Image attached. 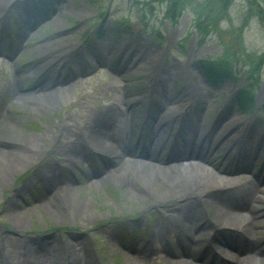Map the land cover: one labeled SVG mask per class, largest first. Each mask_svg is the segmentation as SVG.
I'll return each mask as SVG.
<instances>
[{
  "label": "rangeland",
  "instance_id": "1",
  "mask_svg": "<svg viewBox=\"0 0 264 264\" xmlns=\"http://www.w3.org/2000/svg\"><path fill=\"white\" fill-rule=\"evenodd\" d=\"M21 1L13 0L9 6L1 8L5 20L0 29V156L4 149L22 153L19 147L24 143L31 151L27 153L38 149L39 155L31 160L16 161L17 157L15 165H19L18 170H5L7 166L5 163L2 166L0 161V264H28L27 259L33 260V264L35 261L37 264H166L179 260V246L173 234L175 225L172 222L169 223L172 234L168 242L174 246V250L158 244L157 250L153 252L145 249L138 253L132 247L154 234L153 227L161 222L159 217L162 214L165 217L169 215L167 211L172 204L182 202L185 196H195L192 192L194 189H191L192 183L183 193H165L163 190L167 189V182L165 178H159L151 185V190L163 192L161 196L153 197L142 192L145 196L136 198L134 193L141 192L143 183L140 177L134 175L136 166L131 167L142 161L136 156L141 155V152H137L139 149L134 147L136 134L129 144V152H126L134 157L124 156L119 149L115 157L107 155V149L100 150L91 144L89 150L82 149L75 160L69 159L73 152L68 151L64 144L60 146V141L77 139L80 136L79 128L86 127L87 120L112 101L127 107L128 112L134 115L136 124H143L147 112L152 116L168 111L182 112L184 109L181 108L190 94H184L183 91L195 90L200 93L204 88L212 92L207 109L204 113L200 111L205 106V100L199 94L193 106L187 110L184 123L196 125L200 114V117H204L206 128L214 127L218 131L228 121V118H220V113L234 112L231 118L239 117L242 120L234 131L235 139L241 140L240 133L245 130L243 124L246 121L249 122L248 131L252 135H260H256L252 128L264 134V52L258 55L247 52L241 40V27L230 23L228 27H221L225 15L216 19L211 24L214 30L202 38L193 24V8L183 7L180 16L172 19L166 15L165 1L154 2L152 7L142 6L144 10L141 11L135 0H56L62 3L59 2V11L51 18H39L38 23L32 25H19L17 22L20 23L23 18L14 11L23 9ZM255 1L263 4L259 0ZM24 2L32 5L37 0ZM206 2L193 1L199 6ZM246 2L249 5L248 12L259 15L256 6ZM8 7L14 10L13 13H8ZM8 18L12 19L7 21ZM26 31L29 32L27 36L23 35ZM125 41H129L132 48ZM138 41L150 46L152 53L161 52L156 59L146 61L143 68L140 65L144 63H130L132 57L129 50H139ZM60 42L65 43L60 50L45 58L44 51L48 50L44 48L50 43ZM89 42L98 49V54L101 52L102 58L94 62L93 55L88 51L85 61L89 66L86 64L73 72L66 70L63 77L59 75L57 79H62L50 89L60 88L65 92L53 98L37 96L40 98V110L31 112L30 106L22 101L2 97L5 92L3 88L9 82H13L16 89L24 94L32 91L41 94L39 90L32 89L33 84L42 81L50 86L57 80L47 77L50 74L45 71L51 59L64 53V48L79 44L67 50L63 59L69 68L77 69L81 56L71 54V51L80 52L88 47ZM205 59H210L207 66L213 74L219 72L216 83L209 81L203 72L202 61ZM157 72L170 77L172 87L169 97L168 93L166 96L150 94L152 78ZM248 83L252 84L253 110L241 109L236 99L238 89ZM224 84L227 86L219 89ZM165 134L168 140L165 145L158 147L161 155L156 151L155 156L171 160L179 156V152H175L177 146L170 147V144H180V140L177 138L176 142V129ZM255 144L261 147L252 158L247 147V158L252 159L253 163L264 153V137H258ZM236 154L229 150L228 145L211 150V162H208L214 169L208 170H229L230 174L226 173L238 181L242 162L236 160L241 158ZM50 163L66 167L62 170L61 181L56 180L47 193L48 184L40 178L39 170L43 168L44 171L46 165L51 166ZM156 163L159 164H153ZM126 166L131 169L124 171L123 177L129 173L124 183L120 180L122 176L115 175L112 179L100 181L97 186L93 185L92 177L100 176L102 169H110L107 171L113 173ZM258 168L259 165H255L251 170L256 171ZM240 179L241 182L245 181ZM257 185L262 193L264 183ZM31 194L43 200L27 207L29 211L23 222L15 218L11 220L9 215L18 212L19 206L23 205L21 199L30 198ZM54 194L57 198L53 197ZM76 204L82 205V208L66 206ZM209 210V215L214 216L210 207ZM174 215L176 219L173 221L178 225L184 214L177 208ZM221 224L218 228L227 227L226 224L237 227L230 222ZM121 229L125 237L120 236ZM259 232H264V226ZM32 239H37L47 247H36Z\"/></svg>",
  "mask_w": 264,
  "mask_h": 264
},
{
  "label": "bare ground",
  "instance_id": "2",
  "mask_svg": "<svg viewBox=\"0 0 264 264\" xmlns=\"http://www.w3.org/2000/svg\"><path fill=\"white\" fill-rule=\"evenodd\" d=\"M11 1L12 0H0L2 3L0 7V24L1 20H5L1 8L7 7ZM23 35L27 36L29 35V32L26 31ZM63 44L65 43H50L46 46V48H44L45 50H48L44 51V56L46 58L51 57L56 50H60ZM125 44L128 45L129 48H132L129 45V41H125ZM137 44L139 45V50H129L130 56L132 57L130 63H144L142 66L140 65V68H143L146 65V61L152 60V58L156 59L161 54L159 51L152 53L151 47L147 45L145 46L144 42L142 41H138ZM122 73L125 74L124 72ZM47 79H45V82ZM152 81L154 96L158 94L160 96H166L165 94L168 93L169 97V91L172 87V84L169 82L170 77H164L162 76V73L157 72L152 78ZM226 86L227 85L224 84L220 86L219 89ZM40 88L42 89L41 94H37L35 91H32L30 94H24L22 91H18L16 89V86L13 84V82H9L8 85L4 86L3 88L5 89V92L2 94V97H9L8 99L17 102L22 101L24 104L30 106L31 112H36L37 110L41 109L38 106L40 98L37 96H41L42 98H53L56 96L59 97L60 93L65 92L60 88L50 89L44 82L40 84ZM183 93H190L189 97L193 98L199 97L200 94V97L205 100V106L200 110L202 113L205 112L208 107L207 104L211 101L212 92L210 89L204 88L200 91V93L199 91L195 90L183 91ZM193 102L194 101H192L190 103L191 105L187 108L193 106ZM233 114L234 112L220 113L219 117L222 119L228 118V121L218 131H216L214 127L206 128L204 124V117H200V114H198L199 123L196 125L193 124L189 126L184 124L182 133H178L176 137L184 146L185 152L190 148L192 151L191 153L196 156V159H194L195 161L188 159L187 161L189 163L186 164L182 163L183 160L181 162L173 161L170 164L173 166H167V168H165L166 166L163 167L153 163L145 164L144 162H140L141 164L139 165L132 164L131 167L136 166L134 175L140 177L143 180V183L140 187L141 192L134 193L136 198H143L145 196L144 193L153 197L161 196L163 192L158 193L156 190H151V185L156 179L159 178H165V181L167 182V189L163 190L165 193H183L186 189H188V184L192 183L191 189H194L192 192L195 195L194 197L191 196L192 194L190 196H185L182 202L178 204H172L171 208L168 210L172 213L163 218L162 224H160L158 227H153L152 233L154 234H151V239L153 242L151 243L150 240L138 241L135 244L136 252L140 251L141 248L149 249L153 247V245L156 246L157 244L155 243V240H159V235L160 238H162L161 230H163L167 236L172 232V227L169 225V223L172 222L176 227H178V237L180 241L185 242V253L192 255V253H194V249L196 247L199 248L203 243V239L205 240L207 238L206 233L209 229H212L216 223L221 224L230 222L237 225L240 231L237 234L244 238L247 247L253 252L252 254H246L242 260L236 257L234 264H264V250H262L264 245L261 243V241L257 243L256 240V234H259V229L264 225V195L256 194L255 185H253L251 180L248 179L247 174H242L240 176L243 180H245L243 183H237V180L235 181L234 177L228 176L227 173L221 174L219 172H212L208 170L210 169L209 167H205L206 165L200 162V160H208L207 154L210 156L209 153L211 150L221 149L224 145H228L229 150L232 152H242L241 147H238V140L235 139L236 135H234L236 127L240 125L242 120L239 117L234 119L231 118ZM170 115L171 113L168 111L167 113H158L157 116L154 115L151 117L152 123L148 127L146 133H149V140L153 146H158L166 142L164 135L173 122V118L170 117ZM231 120L233 121L230 122ZM135 124L136 120L134 115L127 113V110L123 109L116 101H112L109 105L105 104L104 108L98 111L93 118H89L87 120L86 127L83 126L79 128L80 136L77 139L68 141L61 140L60 146L61 144H64L67 150L69 149L70 152H73L69 156V159L77 158L76 155H80L83 147L88 145L91 146V144L100 150L107 149V155L111 154L115 157L116 153H118V149L123 152L121 145L131 138L132 134L134 133ZM252 131L260 134H256L257 138L264 137V134L258 132V130H254V128H252ZM44 136H47V134H44ZM253 142L256 143L257 140H254ZM257 146H250L251 157L257 153ZM27 147L28 145L25 143L21 144L19 148L21 151H23L22 153L17 150L4 149L3 155L0 156V161L2 166L4 163L5 166H7L8 169L5 170H18L19 165H15L16 161L19 159L31 160L34 159L36 155H39V150L37 149L34 151V148L32 153H27L31 152L29 149H27ZM251 166L253 165L248 162L241 164L243 170L251 169ZM131 167H120L113 173L107 172L101 175L98 179L94 180L93 185L97 186L100 181L112 179V177L115 175H117L116 177H123L124 171L130 170ZM47 171L49 172L50 168L47 169L46 172ZM128 176L125 175L123 178H121V183H124ZM49 178H47V183L53 184L56 182V180H58L59 177L56 176L55 178ZM166 178H168V180H166ZM53 197L57 198V195L54 194ZM203 205H208L212 209V213L214 214L213 223L207 222V216L202 210ZM66 206L71 208L74 207L73 209H77L75 206L82 208V205L77 204ZM177 208H179V211L186 210L185 214L182 216V222L184 223L178 221V225H176L174 222L176 219V215L174 214ZM20 209L23 210L24 214H22V211H18L15 212V214L9 215V218L11 220L15 218L19 222H23L24 218L28 214L27 211L29 210L27 208ZM59 216H61V214ZM81 219L85 220V217L81 216ZM193 238H196L194 243L192 240ZM200 238L202 239V242L200 241ZM161 240L162 239L159 241L161 242ZM40 246L47 247L43 243H39V247ZM88 257L90 259V256ZM30 260L27 259L26 263L33 264V260ZM35 263L37 264L36 261L34 264ZM167 263L195 264L187 258L171 262L168 261L166 264Z\"/></svg>",
  "mask_w": 264,
  "mask_h": 264
},
{
  "label": "trees",
  "instance_id": "3",
  "mask_svg": "<svg viewBox=\"0 0 264 264\" xmlns=\"http://www.w3.org/2000/svg\"><path fill=\"white\" fill-rule=\"evenodd\" d=\"M139 5V9L142 11L144 8H141L142 6L149 7L153 6L154 2L159 3V1H165V12L166 15L169 18L175 19L178 16H180L182 12V8L186 7H192L193 8V24L197 27L199 32L202 34V38L204 36H207L211 33L214 28L211 27V24H214L216 19H219V17H223L226 15L225 13V7L229 4L228 0H207L205 4H202V6L196 5L193 3L194 0H135ZM206 1V0H204ZM248 3L255 5L256 10L259 11V15L261 17H264V1L259 0L263 4L260 5L255 0H247ZM214 12V13H213ZM208 19H211L208 20ZM233 50V49H232ZM248 91V90H247ZM245 97L248 101V105H252V99L249 94V91L245 92Z\"/></svg>",
  "mask_w": 264,
  "mask_h": 264
},
{
  "label": "clouds",
  "instance_id": "4",
  "mask_svg": "<svg viewBox=\"0 0 264 264\" xmlns=\"http://www.w3.org/2000/svg\"><path fill=\"white\" fill-rule=\"evenodd\" d=\"M246 0H232L225 7V18L221 20V27H241V40L245 50L249 53L264 52V17L248 12Z\"/></svg>",
  "mask_w": 264,
  "mask_h": 264
}]
</instances>
